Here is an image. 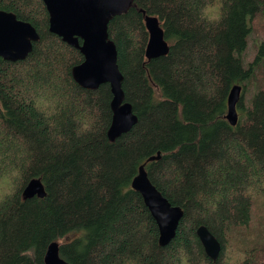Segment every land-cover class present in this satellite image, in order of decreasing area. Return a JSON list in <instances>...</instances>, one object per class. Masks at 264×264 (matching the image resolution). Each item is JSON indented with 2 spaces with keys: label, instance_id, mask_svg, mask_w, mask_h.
Segmentation results:
<instances>
[{
  "label": "trees",
  "instance_id": "trees-1",
  "mask_svg": "<svg viewBox=\"0 0 264 264\" xmlns=\"http://www.w3.org/2000/svg\"><path fill=\"white\" fill-rule=\"evenodd\" d=\"M0 9L39 34L25 59L0 58V179L19 173L0 198V264H45L52 242L70 264H264L260 235L236 238L254 204H264V38L247 57L264 0H132L113 16L108 37L124 102L137 116L114 140L110 85L75 82L83 55L49 31L42 0H0ZM205 9H218L220 19L209 23ZM145 14L158 18L169 47L149 60ZM236 84L242 96L232 125L227 96ZM142 164L183 209L165 246L131 188ZM32 178L44 197H22ZM202 224L221 244L215 262L196 235Z\"/></svg>",
  "mask_w": 264,
  "mask_h": 264
},
{
  "label": "water",
  "instance_id": "water-1",
  "mask_svg": "<svg viewBox=\"0 0 264 264\" xmlns=\"http://www.w3.org/2000/svg\"><path fill=\"white\" fill-rule=\"evenodd\" d=\"M49 14V31L59 36L67 44L79 49L83 61L74 66L72 75L81 87L94 90L103 83L110 85L112 100V121L107 136L114 140L131 129L137 116L131 104L124 102L122 90L123 76L117 67V51L108 37L110 19L125 13L132 0H42ZM144 24L148 32L145 57L153 59L168 52V43L155 16L145 14ZM39 40V34L29 22L20 20L12 12L0 9V58L7 61L23 60L32 50L33 43ZM81 41V42H80ZM241 85L231 87L227 96V121L237 122L236 105L241 96ZM159 153L148 158L154 161ZM131 188L137 191L148 208L158 227V243L165 246L173 239L177 226L183 216V209L173 206L153 185L142 164L131 182ZM46 194L42 181L30 179L22 190L24 199ZM196 235L204 252L213 262L221 250V244L205 225H199ZM45 264H70L59 255L57 242L48 245Z\"/></svg>",
  "mask_w": 264,
  "mask_h": 264
},
{
  "label": "rangeland",
  "instance_id": "rangeland-1",
  "mask_svg": "<svg viewBox=\"0 0 264 264\" xmlns=\"http://www.w3.org/2000/svg\"><path fill=\"white\" fill-rule=\"evenodd\" d=\"M254 28L255 29L251 37L249 38V48L247 57L250 60L253 58L256 51L254 49L255 43L261 42V40L264 38V12L260 13V15L256 18ZM10 173L11 174L9 176L5 174L0 179V198H2L4 195L10 193L13 190V188L15 187V183L19 178V173L17 171H11ZM254 206L256 207V210L254 211L255 215L254 218H252L250 226L246 229H241L238 232L236 238H246L247 235H251L253 233L250 237L260 235L264 239V204L259 202L257 206L256 204H254ZM229 248L234 249L235 251L234 245L230 242Z\"/></svg>",
  "mask_w": 264,
  "mask_h": 264
},
{
  "label": "clouds",
  "instance_id": "clouds-1",
  "mask_svg": "<svg viewBox=\"0 0 264 264\" xmlns=\"http://www.w3.org/2000/svg\"><path fill=\"white\" fill-rule=\"evenodd\" d=\"M204 17L209 23L216 22V21H218L220 19V16H219V13H218V9H217V14L216 15H211V16L208 15V9H205Z\"/></svg>",
  "mask_w": 264,
  "mask_h": 264
}]
</instances>
